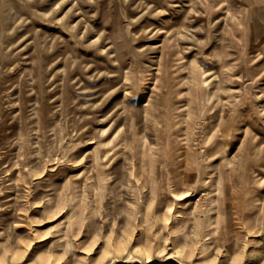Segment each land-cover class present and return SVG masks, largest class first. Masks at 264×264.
Returning <instances> with one entry per match:
<instances>
[{"label": "rangeland", "instance_id": "obj_1", "mask_svg": "<svg viewBox=\"0 0 264 264\" xmlns=\"http://www.w3.org/2000/svg\"><path fill=\"white\" fill-rule=\"evenodd\" d=\"M0 264H264V0H0Z\"/></svg>", "mask_w": 264, "mask_h": 264}]
</instances>
